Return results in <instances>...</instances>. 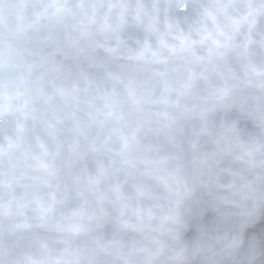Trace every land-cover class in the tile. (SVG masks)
Returning <instances> with one entry per match:
<instances>
[{
    "label": "clouds",
    "instance_id": "9594fccd",
    "mask_svg": "<svg viewBox=\"0 0 264 264\" xmlns=\"http://www.w3.org/2000/svg\"><path fill=\"white\" fill-rule=\"evenodd\" d=\"M0 264H264V0H0Z\"/></svg>",
    "mask_w": 264,
    "mask_h": 264
}]
</instances>
